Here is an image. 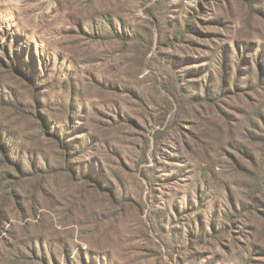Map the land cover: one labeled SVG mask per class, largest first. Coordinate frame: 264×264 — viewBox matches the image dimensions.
Wrapping results in <instances>:
<instances>
[{
	"label": "rangeland",
	"instance_id": "rangeland-1",
	"mask_svg": "<svg viewBox=\"0 0 264 264\" xmlns=\"http://www.w3.org/2000/svg\"><path fill=\"white\" fill-rule=\"evenodd\" d=\"M262 159L264 0H0V264H264Z\"/></svg>",
	"mask_w": 264,
	"mask_h": 264
},
{
	"label": "trees",
	"instance_id": "trees-1",
	"mask_svg": "<svg viewBox=\"0 0 264 264\" xmlns=\"http://www.w3.org/2000/svg\"><path fill=\"white\" fill-rule=\"evenodd\" d=\"M11 67L12 66H10V68ZM259 82L260 83L263 82V78L262 77L259 78ZM50 136L52 138H55L56 140H59L60 141V137H59V135L56 132L54 134L50 135ZM62 144H63L62 145V148L64 147L66 149L67 147H65L66 146L65 143H62ZM259 170H260V172H259V174H260V176H259V183H260V186L262 188L261 190L264 193V159H262V161L259 163Z\"/></svg>",
	"mask_w": 264,
	"mask_h": 264
}]
</instances>
